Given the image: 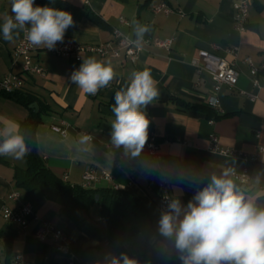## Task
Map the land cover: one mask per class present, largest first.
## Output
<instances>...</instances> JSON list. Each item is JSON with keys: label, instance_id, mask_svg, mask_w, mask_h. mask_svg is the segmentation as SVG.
<instances>
[{"label": "crops", "instance_id": "crops-1", "mask_svg": "<svg viewBox=\"0 0 264 264\" xmlns=\"http://www.w3.org/2000/svg\"><path fill=\"white\" fill-rule=\"evenodd\" d=\"M250 1L247 26L239 30L231 0H34V6H48L73 15L75 26L67 29L64 41L112 43L118 27L140 46L135 60L85 53L80 61L36 47L34 60L43 65L45 72L24 73V81L17 89L34 93L50 106L42 114L36 135L39 152L58 176L72 184H83L88 169H94L97 175L106 171L110 177H99L91 186L124 188L143 200L148 212L136 221L137 230L124 242L136 264H172L179 257L174 240L159 232L162 181L168 183L172 198L186 205L211 175L219 176L228 170L236 190L253 199L258 208H264L258 202L264 199V70L253 75L245 61L246 57L258 65L264 61V0ZM160 3L172 11H155ZM10 9L11 0H0V25L12 15ZM120 17L127 23L121 22ZM145 26L149 30L138 35ZM16 31L12 41H5L0 30L2 76L22 72L21 61L15 55L21 30L18 36ZM166 39H172L170 46L158 43ZM200 49L215 51L236 63L240 72L236 87L222 85L215 89L212 77L192 63ZM89 57L110 64L115 72L113 83L99 89L95 96L85 94L69 79ZM145 69L150 71L159 92L143 111L150 122L148 139L152 134L156 136L166 158L162 168L148 153L146 144L138 156L132 157L111 143L115 117L108 103L115 92L126 89L133 73ZM255 78L260 85L254 84ZM6 93L9 92L0 94V126L4 133L6 126L18 125L13 130L19 132L20 121L30 115V108L38 112L39 105L35 102L38 110L30 106L34 103L24 106ZM194 103L210 106V112L192 107ZM61 120L69 123L66 136L51 129L52 123ZM212 134L219 136L223 148L238 154L212 149ZM85 136L90 138L85 140ZM254 155L258 158L254 159ZM26 164L25 156L15 159L0 155V229L12 237V259L5 264H16V255H21L25 264L68 263L67 254L54 250L51 235L43 240L38 237L43 221H51L67 232L73 264H111L117 252L105 218L99 213V204L95 203L88 214V222L98 229L99 235L94 237L80 229L58 201L46 198L36 188L17 187L15 170ZM242 172L249 174L246 183L236 177ZM14 190L21 191V201L30 202L39 217L26 227L7 221L2 214L5 205L14 207L21 202L9 197ZM0 245L4 253L0 260L4 261L3 238ZM178 264H182L180 259Z\"/></svg>", "mask_w": 264, "mask_h": 264}, {"label": "clouds", "instance_id": "clouds-1", "mask_svg": "<svg viewBox=\"0 0 264 264\" xmlns=\"http://www.w3.org/2000/svg\"><path fill=\"white\" fill-rule=\"evenodd\" d=\"M11 13L0 25L5 41L26 31L30 45L53 50L63 42L67 29L75 26L73 15L64 10L34 6V0H11ZM30 25V26H29ZM149 29L140 28L138 35ZM115 78L113 67L94 58L85 59L70 81L85 94L95 96ZM159 92L149 70L133 73L126 89L114 96L111 143L124 155L138 156L148 141L149 119L143 111ZM5 127L0 155L22 159L29 151L23 135ZM83 139H89L88 136ZM229 171L211 175L187 204L173 199L159 219V232L174 240L182 264H264V208L236 190ZM123 264H135L121 253ZM111 264H121L113 257Z\"/></svg>", "mask_w": 264, "mask_h": 264}, {"label": "built area", "instance_id": "built-area-1", "mask_svg": "<svg viewBox=\"0 0 264 264\" xmlns=\"http://www.w3.org/2000/svg\"><path fill=\"white\" fill-rule=\"evenodd\" d=\"M235 8V25L239 30L246 28L249 14H250V0H231ZM155 11L164 10L166 12H171L172 9L168 7L165 3H160L154 7ZM120 21L127 23L124 17H120ZM116 37H114L113 42H108L104 44H90V43H80L75 41H63L62 43H57L53 50H48L50 53L64 56L69 59H74L80 61L85 53H97L103 56L111 57H121L125 56L132 60H135L139 52L140 46L136 43L135 39L125 34L120 28H115ZM159 44L170 46L172 39L159 40ZM34 46L26 39V31L21 30V35L18 43L15 47L16 59L21 61L22 72L21 73H9L7 75L0 74V94L3 92H12L19 89L24 81V73L28 74H43L45 69L43 65L34 60ZM235 53V51H234ZM249 69L253 75H257L260 70H264V61L259 65L256 64L251 57H246ZM193 65L199 71L207 72L215 82V89H220L222 85H227L231 88L236 87L240 72L234 61L227 59L224 55H221L215 51L208 49H200L197 55L192 60ZM113 80L109 83L111 85ZM255 85H260L257 78L254 79ZM252 97H254L252 95ZM217 99H214L213 104H216ZM214 119H211L213 122ZM51 129L62 135L66 136L69 133V123L65 120L60 122H54L51 124ZM3 128L0 126V137L3 135ZM90 138V136H89ZM211 148L219 150L222 153L235 155L238 154L227 148H223L220 143V138L217 134L211 135ZM146 149L148 153L153 156L159 162V168H162V163L166 160L160 151L159 144L156 140L155 135H151L146 142ZM264 150V147H261ZM254 159L258 156L254 155ZM99 177L109 178L110 173L103 171L101 175H97L94 169H88L84 173V183L85 186H91L92 181L99 179ZM237 179L241 183H246L249 180V174L247 172L236 173ZM160 190V210L162 213L168 210V204L173 200L168 183L162 181L159 185ZM9 197L15 201L22 200V193L19 190H14L9 194ZM3 217L12 223L19 224L26 227L32 219H39L36 214L34 206L30 202H20L14 207L5 205L2 210ZM40 239H45L51 235L54 239L53 247L54 250L60 253H65L69 256L70 260L67 264H73V253L70 247V239L66 231L55 225L51 221H43L42 227L37 233ZM16 264H25L22 260L21 255L15 256ZM87 264H94L89 262ZM162 264V263H155Z\"/></svg>", "mask_w": 264, "mask_h": 264}, {"label": "trees", "instance_id": "trees-1", "mask_svg": "<svg viewBox=\"0 0 264 264\" xmlns=\"http://www.w3.org/2000/svg\"><path fill=\"white\" fill-rule=\"evenodd\" d=\"M6 95L24 106H29L35 102L39 105L38 112L30 108V115L20 121L19 134L23 135L29 151L25 155L26 167H17L15 170L14 179L17 187L23 190L36 188L46 198L58 201L62 205L63 212L80 229L87 231L90 236L94 237L99 235L98 229L88 222V214L91 207L98 203L100 206L99 213L105 218L109 237L117 252L116 258L120 259L121 264H123L121 258V253H123L129 259L134 260L124 242L128 236L137 230L136 221L148 212L143 200L124 188L72 184L58 176L47 165L39 152L36 135L37 126L42 122V114L50 110L49 104L31 92L16 90L6 93ZM114 96L108 103L111 108L114 104ZM191 105L210 112V106L206 104L194 103ZM258 202L264 204V199L260 198ZM0 238L5 240V258L4 261L0 260V264H5L12 259V237L0 229ZM178 261L179 257L172 264H178Z\"/></svg>", "mask_w": 264, "mask_h": 264}, {"label": "rangeland", "instance_id": "rangeland-1", "mask_svg": "<svg viewBox=\"0 0 264 264\" xmlns=\"http://www.w3.org/2000/svg\"><path fill=\"white\" fill-rule=\"evenodd\" d=\"M1 247H2V246L0 245V257H1V256L3 257L4 253H3V249H2Z\"/></svg>", "mask_w": 264, "mask_h": 264}, {"label": "water", "instance_id": "water-1", "mask_svg": "<svg viewBox=\"0 0 264 264\" xmlns=\"http://www.w3.org/2000/svg\"><path fill=\"white\" fill-rule=\"evenodd\" d=\"M30 106H34L35 109L38 110V105H37V103H34V104L30 105ZM97 198H98V197H97Z\"/></svg>", "mask_w": 264, "mask_h": 264}, {"label": "bare ground", "instance_id": "bare-ground-1", "mask_svg": "<svg viewBox=\"0 0 264 264\" xmlns=\"http://www.w3.org/2000/svg\"><path fill=\"white\" fill-rule=\"evenodd\" d=\"M114 37H116V30L114 29Z\"/></svg>", "mask_w": 264, "mask_h": 264}]
</instances>
